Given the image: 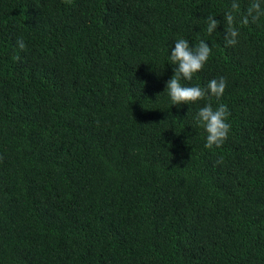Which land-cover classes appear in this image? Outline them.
<instances>
[{
	"label": "trees",
	"instance_id": "1",
	"mask_svg": "<svg viewBox=\"0 0 264 264\" xmlns=\"http://www.w3.org/2000/svg\"><path fill=\"white\" fill-rule=\"evenodd\" d=\"M232 3L0 0V264H264V17L226 46ZM180 38L212 49L183 85L226 78L220 147L171 105Z\"/></svg>",
	"mask_w": 264,
	"mask_h": 264
},
{
	"label": "clouds",
	"instance_id": "2",
	"mask_svg": "<svg viewBox=\"0 0 264 264\" xmlns=\"http://www.w3.org/2000/svg\"><path fill=\"white\" fill-rule=\"evenodd\" d=\"M264 17V6L262 0H251L246 11H241L239 0H233L230 9L224 14V22L227 24L225 32L226 46H235L239 42L240 29L249 24L257 23ZM207 32L209 34L217 30L221 24L215 16L209 15L206 18ZM17 47L23 50L26 45L23 39L17 40ZM212 55L209 44L201 39L197 44L192 45L189 40L180 38L174 42L169 59L177 67L173 76L166 82V89L171 100V105L195 103L207 99L208 102L196 113L194 119L198 126L206 133L205 148L220 147L227 140L231 124L228 122L231 115L227 105L219 103L213 107L211 100L215 97L217 101L224 95L227 87L226 78L211 79L206 86L199 84L185 86L181 80L191 81L196 73L201 71ZM14 59L20 60L19 56ZM143 84V82H141Z\"/></svg>",
	"mask_w": 264,
	"mask_h": 264
}]
</instances>
